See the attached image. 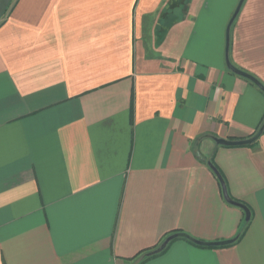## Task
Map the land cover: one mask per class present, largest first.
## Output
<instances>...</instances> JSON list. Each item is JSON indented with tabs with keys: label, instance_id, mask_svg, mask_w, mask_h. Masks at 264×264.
<instances>
[{
	"label": "crops",
	"instance_id": "obj_1",
	"mask_svg": "<svg viewBox=\"0 0 264 264\" xmlns=\"http://www.w3.org/2000/svg\"><path fill=\"white\" fill-rule=\"evenodd\" d=\"M238 2L11 1L0 264H264V132L241 147L212 139H248L264 121V93L225 65ZM228 59L264 86V0L243 1ZM242 229L217 247L178 237L142 261L173 234Z\"/></svg>",
	"mask_w": 264,
	"mask_h": 264
},
{
	"label": "water",
	"instance_id": "obj_2",
	"mask_svg": "<svg viewBox=\"0 0 264 264\" xmlns=\"http://www.w3.org/2000/svg\"><path fill=\"white\" fill-rule=\"evenodd\" d=\"M243 1L244 0H239V2L237 4L232 16L230 17V19H229V21L227 23V26H226V30H225V65H226V68L230 72H232V73H234V74H236L238 76H241L243 78H246L247 80H249L251 83H253L258 89H260L264 93V86L256 78H254L253 76H251L250 74H248L246 72H243V71L235 68L230 63V61L228 59L230 26L233 23V21H234L236 15H237L242 3H243ZM10 3H11V0H0V18L3 15V13L5 12V10L7 9V7L9 6ZM263 131H264V121L261 124V126L259 127V129L254 133V135L251 136L248 139H244V140H225V139H221V138H212V139L214 140V142L217 145L225 146V147L248 146V145L254 143L261 136ZM208 166L213 171V173L215 174L216 178L219 181V184H220V187H221L222 196H223V199L225 200V202L230 204V205H233V206H236V207L242 209V211L244 212V220H245V222H248L249 219H250V211H249V209L245 205L233 201L228 196V193H227V190H226V185H225V182H224L222 176L220 175L218 170L210 162H208ZM178 237L185 238L188 241L192 242L193 244L198 245V246H203V247L224 246V245L231 244L232 242H234L236 240V237H235L233 239L220 241V242H203V241L195 240V239L189 237L186 234L177 233V234H173V235H170L167 238H165V240L156 249L148 252L146 255L147 256H151V255L160 253L163 249H165V247L167 246V244L170 241H172L173 239L178 238Z\"/></svg>",
	"mask_w": 264,
	"mask_h": 264
},
{
	"label": "trees",
	"instance_id": "obj_3",
	"mask_svg": "<svg viewBox=\"0 0 264 264\" xmlns=\"http://www.w3.org/2000/svg\"><path fill=\"white\" fill-rule=\"evenodd\" d=\"M12 1V0H11ZM263 123V122H262ZM264 132V131H263ZM242 234H243V229L236 235V239H238L239 237H241L242 236ZM164 250V249H163ZM162 250V251H163ZM161 251V252H162ZM158 254V253H157ZM157 254H154V255H151V256H147V255H143V257H142V261H145L146 259H148V258H150V257H153V256H155V255H157Z\"/></svg>",
	"mask_w": 264,
	"mask_h": 264
},
{
	"label": "rangeland",
	"instance_id": "obj_4",
	"mask_svg": "<svg viewBox=\"0 0 264 264\" xmlns=\"http://www.w3.org/2000/svg\"><path fill=\"white\" fill-rule=\"evenodd\" d=\"M10 5V4H9ZM220 17V16H219ZM217 19H218V16H215V22L217 21Z\"/></svg>",
	"mask_w": 264,
	"mask_h": 264
}]
</instances>
